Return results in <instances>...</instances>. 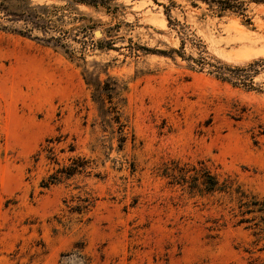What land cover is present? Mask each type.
Listing matches in <instances>:
<instances>
[{"label": "rangeland", "instance_id": "1", "mask_svg": "<svg viewBox=\"0 0 264 264\" xmlns=\"http://www.w3.org/2000/svg\"><path fill=\"white\" fill-rule=\"evenodd\" d=\"M239 1L0 11V264H264V1Z\"/></svg>", "mask_w": 264, "mask_h": 264}, {"label": "trees", "instance_id": "2", "mask_svg": "<svg viewBox=\"0 0 264 264\" xmlns=\"http://www.w3.org/2000/svg\"><path fill=\"white\" fill-rule=\"evenodd\" d=\"M22 2L24 6L25 3H27V0H0V11L4 12L6 16L8 17H23L25 16V11L23 10L22 13L21 10L15 9L14 11H11L9 8V5L13 2ZM75 3L79 4H85L88 6H94V7H108L112 1L114 0H72ZM204 2H207L211 6H217L220 11H225L228 9L238 8L241 6V2L239 0H202ZM259 2H263L264 0H258ZM19 12V13H18ZM28 16L31 18V20H35L37 18V15L34 12H28ZM0 29H8L7 26L0 24ZM89 166V161L85 157H76L72 158V163L67 166L60 167L57 172L52 174L47 181L44 182L45 187H50L52 184H56L62 181L63 178L71 177L75 175L76 173H81L82 171H85L86 168ZM204 185L207 190L209 191H215L217 189H223L224 187H219L217 179L208 174L204 180ZM89 199H85L86 202H88ZM90 202V201H89ZM84 208H87L86 205H81L79 210H83ZM264 210V204L263 208Z\"/></svg>", "mask_w": 264, "mask_h": 264}, {"label": "water", "instance_id": "3", "mask_svg": "<svg viewBox=\"0 0 264 264\" xmlns=\"http://www.w3.org/2000/svg\"><path fill=\"white\" fill-rule=\"evenodd\" d=\"M99 32H100V30H97V31H96V34L98 35ZM100 35H101V34H100Z\"/></svg>", "mask_w": 264, "mask_h": 264}]
</instances>
